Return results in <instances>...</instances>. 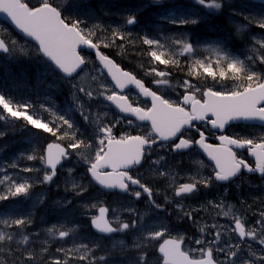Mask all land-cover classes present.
Masks as SVG:
<instances>
[{
    "label": "rangeland",
    "instance_id": "obj_1",
    "mask_svg": "<svg viewBox=\"0 0 264 264\" xmlns=\"http://www.w3.org/2000/svg\"><path fill=\"white\" fill-rule=\"evenodd\" d=\"M91 1L94 0H53V3L59 7L67 20L70 19L82 25L86 23L89 27L87 32L91 33L90 38L102 51L107 49L108 52H105L117 61L116 64L135 74L165 97L176 99L182 95L184 89L181 85L184 80H189L200 87L212 86L218 89L231 88L239 83L231 79L224 80L222 83L214 82L212 78L205 77L202 70L199 76L190 74L195 60L208 61L215 66L217 52L213 49L217 48L222 50L221 58L223 52H227L230 57L245 61L252 71L264 74V64L259 61V57L264 55V46L256 42L257 40L264 42V29L259 28L256 23L264 19V9L251 6L247 1L216 0L221 4L219 10L201 6L197 0H160V3H154L153 0H136L138 3L141 2L137 8L126 5L125 0H109V3L98 5L94 9L90 8ZM26 2L36 4L37 0H26ZM207 2L210 3L212 0ZM137 15H140V20L136 25L127 24L129 17L136 19ZM108 17H114L119 25L112 22L113 20L109 21ZM181 18L194 19L197 23L181 25L170 22L172 19ZM246 18L255 19L250 22ZM109 23L119 27L118 32L124 39H109L106 42L103 40L99 34L104 27L111 26ZM145 37L158 40L162 47L149 48L142 43ZM0 39L8 41L12 49L10 53L0 55V67L3 68L5 65L8 68L10 60H13L18 64L26 63L31 72V75L22 74L19 77H0V91L9 93L10 96L6 97L12 102L13 108L28 105L29 113L34 118H40L45 122L55 120L56 115H64L74 123L78 138L91 143L96 142L94 133L98 126L119 117L110 107L109 101L105 99L114 90V86L98 65L95 56L83 53L88 58L86 68L72 80L64 81L51 65L39 56L36 46L17 37L2 21H0ZM11 41H16V44L13 46ZM105 43H109L110 46L102 48L101 45ZM183 43L192 44L194 51L184 52ZM128 50H130L131 58L134 59H129L126 55ZM151 50L164 52L165 59L173 61L177 67L185 66L188 69L183 68L184 72H180L183 75L178 76V74L172 78L171 74L165 71V65L156 61L148 62V52ZM142 56L144 60L139 62L140 66L132 61ZM248 57L254 59L249 60ZM153 68L164 71L167 75L158 77L155 74H149L152 73ZM157 80H166L167 83L156 84ZM73 84L77 85L76 89L73 88ZM101 84L104 87H101ZM79 87L92 91L93 98L89 99L80 93ZM81 109L88 113L87 121L83 119ZM0 116L4 117L0 119V133L3 134L0 135V178L7 173L17 181L23 182L22 178H26L30 184H34L27 197L19 196L0 201V221L17 218L31 220V223L22 229L15 226L3 229L5 234L13 233L14 238L11 241L7 239L0 241V264H52L54 259H60L62 264L65 260L67 264H89V262L90 264H137L142 254L147 255L149 264H161L157 253L158 243L147 239V232L160 228L161 225H166L172 236L185 237L189 248L201 247L192 241L198 238L211 241L219 231L221 246L240 245L239 254L234 258L237 264H240L241 260H254L255 264H264V261L251 255L252 252H255L257 257L264 255V246L250 237L241 240L233 231L234 217L239 216L245 220L246 228L256 226L258 237L264 236L256 225L260 213L264 211L263 179L243 176L223 187L213 181L208 187L199 186L196 194L176 197L175 186H169L170 178L158 176V171L165 170L172 173L177 176L178 183H184L191 177L199 179L201 176L210 175L211 167L203 162L197 150L184 155H175L171 148L162 145L150 152L145 165L136 171L134 176L139 174L141 181L152 188L153 199L163 206L164 211H159L150 205L149 198L144 193L137 200L130 194L103 192L92 182L84 165L83 156L89 154L86 149L81 150L83 155L73 153L66 159L64 165L57 170V175L52 182L40 183L45 171L43 164L39 159L29 161L26 156L33 154L34 147L38 156L48 141L55 138L50 133L27 125L23 119L9 117L3 112L2 107H0ZM136 124L117 125L114 132L117 137L126 131H131L135 135L137 134ZM144 128L146 131L147 127ZM62 130L69 131L70 134L72 131L68 130L67 126H64ZM237 133L240 132H235ZM261 134H264V130L255 128L244 137H255ZM59 142L66 145L69 141L66 138ZM160 157L164 158L161 163L154 164L153 161L159 160ZM12 164H16L17 167L12 168L10 166ZM25 167L40 171L24 172ZM68 169H72L71 173ZM74 183L87 185L88 190L77 195L76 192L79 189L73 190ZM5 190L6 185H0V193ZM165 196L169 197L170 203L165 202ZM57 201L59 203H56ZM67 201L71 203H66ZM92 204H103L109 207L110 219H116L113 215L115 211L120 222L134 223L136 226L112 237H100L91 228V215L97 214L98 211L90 207ZM84 205L89 207L85 208ZM178 205H183L185 211L195 208L200 210L193 212L191 218L184 216L178 219L181 215ZM130 208L134 211H128ZM229 209H231L230 212ZM224 212H229V215L224 216ZM53 223L57 227L63 225L61 230L73 229V231L63 239L59 237L58 232L50 235L47 229L51 228ZM113 225L116 226L115 223ZM2 227L0 225V228ZM201 229L204 231L201 232ZM25 236L28 237L27 242L24 241ZM82 244L91 249L89 261L79 259L83 250L79 253L67 254L57 252L58 248L71 249L74 245ZM137 244L140 247H136ZM29 252L33 254L32 260L25 258ZM213 254L215 259L221 261L226 259L224 253L214 251Z\"/></svg>",
    "mask_w": 264,
    "mask_h": 264
},
{
    "label": "snow or ice",
    "instance_id": "obj_2",
    "mask_svg": "<svg viewBox=\"0 0 264 264\" xmlns=\"http://www.w3.org/2000/svg\"><path fill=\"white\" fill-rule=\"evenodd\" d=\"M154 3H160V0H153ZM198 4L208 9L221 8V4L212 0H197ZM0 13L6 14L11 22L24 35L32 38L38 45L37 52L41 53L66 77H73L83 65L88 63V58L81 54V47L85 49L96 50V59L100 62L107 75L111 77L115 88L108 94L105 99L111 102L122 114L134 117L124 121L117 117L114 121L98 126L95 130V143L80 139L76 135L77 129L74 123L64 115H56L55 120L45 122L40 118H34L29 113L28 105H20L13 108L12 102L0 95V107L9 117L17 120L23 119L27 125L35 129L43 130L50 133L55 139L46 144L42 153L36 155V148H33V154L27 155L26 159L33 161L39 159L43 164L45 171L40 183H50L57 175L58 166L62 161L68 159L75 153L83 155L82 149L88 150L89 154L83 156L84 163L88 165L87 172L90 173L92 181L102 186L104 189H118L121 192L128 193L135 198H140L142 193L149 197L148 203L157 209L163 206L155 202L152 188L148 187L141 181L139 174L133 175L132 170L142 164V161L149 155L152 146L162 142H170V147L174 151L187 150L197 147L206 154L210 162L211 174L189 178L188 182L178 183L177 176L165 170H160L157 175L160 177H169V186H175L174 195L176 197L186 196L198 191L199 186L208 187L213 181L226 182L232 177L237 176L242 170L248 173H260L264 176V134L255 137H242L239 134H226V129L235 122H259L264 127V74L252 71L245 61L230 57L227 52H223L220 56L221 49H213L217 52V60L215 66L208 61L195 60L190 74L200 75L202 70L205 77H210L214 82L222 83L224 80H233L236 83L231 88H215L212 86L200 87L193 84L189 80H184L181 87L184 89L182 98L171 99L163 94H157V91L151 90L149 87L130 72L123 71L121 67L113 60L109 59L99 51V45L94 43L90 38L91 33H85L80 27L79 22H71L63 17L58 6L54 5L53 0H37L36 4H30L26 0H0ZM251 22L255 18H246ZM173 24L179 23L187 25L189 23L196 24V20L181 18L179 20L172 19ZM135 23L134 17L127 19V24ZM258 27L264 29V19L256 21ZM239 33V28H238ZM113 38L124 39L119 32H113ZM258 44L264 46V42L257 40ZM142 43L153 46H161L158 40L143 38ZM181 43V41H177ZM14 46L16 41H11ZM109 47V43L104 44ZM162 47V46H161ZM0 51L10 53L12 49L8 41L0 39ZM183 51L192 53L193 45L183 43ZM148 55L153 61L162 65H167L173 61L165 59L164 52L151 50ZM253 60V57H248ZM260 63L264 64V55L259 57ZM158 77L167 75L164 71L152 69V73ZM156 84L167 83L166 80H157ZM134 86L139 96L144 97L150 103H143L139 100L131 99L125 93V89ZM101 87H104L101 84ZM76 89L77 85L73 84ZM119 90V91H117ZM78 91L83 93L89 99L93 98V92L79 87ZM75 99V94H74ZM22 109V110H21ZM81 115L85 121L89 119L86 111L81 109ZM0 116V119H3ZM136 121L148 122L147 130L140 124H136L137 134L133 135L131 131L122 132L119 137L114 132L117 125L127 124L132 126ZM199 122L203 127H197ZM67 126L69 131L62 130ZM189 130H194L198 134V138H193ZM0 135H3L0 133ZM209 136L214 137L219 143L213 144L209 142ZM187 137V138H186ZM68 139V143L62 144L59 141ZM178 141V142H177ZM247 150L250 157L254 159V166L250 165L239 154L238 150ZM71 150V151H70ZM153 161L159 165L163 160ZM12 168L17 167L16 164L10 165ZM24 172L40 171L25 167ZM71 173L72 169H68ZM23 182L15 180L12 176L4 173L0 178V185H6V190L0 193V201H6L10 198L29 195V190L34 184H30L26 178H22ZM139 190H136V189ZM77 195L88 190L87 185L73 184V190ZM159 194V193H157ZM42 202V201H41ZM165 202L170 203L169 197L165 196ZM56 203H59L57 201ZM66 203H71L67 201ZM212 203V202H209ZM222 207V205H220ZM88 208V205H84ZM92 209H97L98 214L91 215V226L101 234H113L123 232L136 225L120 222L116 212L115 220L109 218V207L103 204H92ZM203 207V205H201ZM181 215L179 218L187 216L192 217L193 212L199 211V208L184 210L183 205H178ZM134 211V209H128ZM231 209H229V212ZM229 212H224V216H228ZM30 219H10L0 221V241L7 239L13 240L14 234H5L3 229L23 228L30 224ZM116 226H113V224ZM259 226L260 233H264V211L260 213V218L256 222ZM63 225L57 227L53 225L47 231L50 235H58L61 239L68 237L73 229L61 230ZM213 227H217L213 225ZM204 230L201 229V232ZM233 231L241 240L250 237L258 240V243L264 246V236L257 235V228H246L245 220L239 216L234 217ZM220 232L217 231L211 241L204 239H195L192 243L200 245L199 248H189L185 244V237H174L169 232L166 225L155 228L147 232V239L158 243L159 260L161 264H237L235 257L240 251L239 244L220 245ZM28 237H24L27 242ZM140 247L139 244L135 245ZM83 250V254L79 255L82 261H89L91 249L87 245H74L71 249L58 248L57 252L62 253H79ZM224 253L225 260L215 259L213 252ZM251 255L260 261H264V255L256 256L255 252ZM27 260L33 259V254L29 252L25 257ZM103 259V257H101ZM52 264H62L60 259H54ZM67 264V261H63ZM90 264V262H89ZM137 264H149L146 254L139 257ZM240 264H255L254 260H241Z\"/></svg>",
    "mask_w": 264,
    "mask_h": 264
},
{
    "label": "trees",
    "instance_id": "obj_3",
    "mask_svg": "<svg viewBox=\"0 0 264 264\" xmlns=\"http://www.w3.org/2000/svg\"><path fill=\"white\" fill-rule=\"evenodd\" d=\"M126 1V5L130 6V7H133V8H136L138 7L140 3H138L136 0H125ZM109 3V0H94V1H91L90 2V8L91 9H94V8H97L98 5H103V4H107ZM109 18V21H112V22H115L116 24L119 25L118 21L114 20L115 18L114 17H108ZM68 21H71L73 22L72 20L68 19ZM107 23V22H106ZM84 25L80 24V27L84 29V32L85 33H88L87 30H88V25L86 23H83ZM108 24V23H107ZM111 24V26H108V27H104L101 31L102 33H100L99 35H101L103 37V40L106 42L107 40L109 39H114L113 38V32H118V29L119 27L116 26L115 24H112V23H109ZM96 28V27H95ZM97 29V28H96ZM121 36V35H120ZM118 39V38H117ZM101 47L103 48L104 45H101ZM105 51H107V49H105ZM103 51L106 55H109L107 52ZM130 50H128V54H126L129 59H134V58H131L132 56L131 53L129 52ZM110 56V55H109ZM137 59V58H136ZM142 59L144 60V57L142 56L141 58H138L137 60H132L134 61V63H137L136 65L140 66V61H142ZM147 60L148 62L149 61H153L152 58L150 56L147 57ZM11 63L10 65H8V68L4 65L3 68L0 67V77H3V78H9V77H19L21 76L22 74H30L31 75V72L28 70V65H26V63L24 64H18L16 62H14L13 60H10ZM183 68L185 69H188L187 67L185 66H182ZM183 68L181 67H177L176 64L174 62L170 63V64H167L166 66V69L169 70L171 73L174 72V74H179V76L183 75L181 74L180 72H184L183 71ZM7 99L9 100L6 96H10L9 93L7 92H4V91H0V95H2ZM14 107V106H13Z\"/></svg>",
    "mask_w": 264,
    "mask_h": 264
},
{
    "label": "flooded vegetation",
    "instance_id": "obj_4",
    "mask_svg": "<svg viewBox=\"0 0 264 264\" xmlns=\"http://www.w3.org/2000/svg\"><path fill=\"white\" fill-rule=\"evenodd\" d=\"M154 89V88H153ZM155 90V89H154ZM156 91V90H155ZM157 94L159 95L160 93L157 91ZM128 95L130 96V98L131 99H134V100H139L140 102H143V103H150L149 101H146L145 99H143L141 96H138L135 92H133V91H129L128 92ZM131 95H133V96H131ZM180 98H182V95H180V96H178L176 99H180ZM176 99H174V100H176ZM123 120L124 121H126V119H124L123 118ZM196 124H197V127H203L200 123H197L196 122ZM255 128H259V129H262V130H264V128H260V127H252V126H243V125H239V126H231V127H229L227 130H226V134H229V135H235V132H240V133H237V134H239L240 136H242V137H244V135L245 134H248L251 130H253V129H255ZM189 132H190V135H191V137H193V138H198V134L194 131V130H189ZM187 138V137H186ZM178 142V141H177ZM209 142L210 143H213V144H217V143H219L214 137H211V136H209ZM162 145H166V146H168L169 148H171L170 147V143L169 144H161V145H159V146H162ZM159 146H157V147H154V148H152L151 149V151L150 152H153V151H155L156 149H158L159 148ZM193 150H197L200 154H201V150L199 149V148H197V147H193L192 149H191V151H193ZM171 151L173 152V154H175V155H184V154H187V153H189V152H183V151H174V150H172V148H171ZM239 151V154L240 155H242V157L250 164V165H252V166H254V161H253V159H251V157L248 155V153H247V150L245 149V150H238ZM150 154V153H149ZM202 157V156H201ZM202 159H203V162H205V164L207 165V166H209V162L204 158V157H202ZM145 165V164H144ZM143 165V166H144ZM141 168V167H140ZM140 168H136V169H134V170H132V174L134 175V173L136 172V171H138ZM242 175L241 176H249V177H252V178H260V173H246V170H242V173H241ZM264 177V176H263ZM216 182V181H215ZM216 184L217 185H219V186H221V187H223V186H226V185H229L230 183H220V182H216ZM137 190H138V188H137ZM128 194V193H127ZM145 196L146 197H148L147 196V194H145ZM137 200H139L140 198H136ZM177 227H178V225H176Z\"/></svg>",
    "mask_w": 264,
    "mask_h": 264
},
{
    "label": "water",
    "instance_id": "obj_5",
    "mask_svg": "<svg viewBox=\"0 0 264 264\" xmlns=\"http://www.w3.org/2000/svg\"><path fill=\"white\" fill-rule=\"evenodd\" d=\"M258 1H260V0H258ZM0 19L1 20H3L4 22H6V23H8L19 35H21V36H23L25 39H27V40H29V41H31V42H33L34 44H36V42L34 41V40H32V38H30V37H27L26 35H24L19 29H17L16 27H15V25L11 22V20H10V18H8L7 17V15L6 14H3V13H0ZM37 45V44H36ZM38 46V45H37ZM79 51H81V50H87V51H89V52H92V53H94L95 54V52H96V50H91V49H85V48H83V47H81L80 49H78ZM100 51V50H99ZM42 55V54H41ZM43 56V55H42ZM44 57V56H43ZM48 62H50L54 67H55V65L51 62V61H49L46 57H44ZM109 59H111V58H109ZM111 60H113V59H111ZM114 61V60H113ZM115 62V61H114ZM98 63L100 64V62L98 61ZM116 63V62H115ZM101 65V64H100ZM102 66V65H101ZM103 67V66H102ZM56 68V67H55ZM81 69V68H80ZM80 69H78L77 70V72L80 70ZM104 69V68H103ZM56 70L60 73V74H62L64 77H66L62 72H60L57 68H56ZM104 71L107 73V70L106 69H104ZM124 71V70H123ZM66 78H70V77H66ZM110 78V80H111V77H109ZM112 81V80H111ZM113 82V81H112ZM114 83V82H113ZM144 83V82H143ZM145 84V83H144ZM146 86V85H145ZM130 88H134L137 92H138V90L134 87V86H132V85H129L124 91H126V90H128V89H130ZM112 104V103H111ZM113 105V104H112ZM114 106V105H113ZM118 110V109H117ZM119 111V110H118ZM123 115H125V116H128V115H126V114H123ZM129 117H131V116H129ZM255 123V124H259V122H244V121H240V122H235V123ZM140 123H142V124H148V122H140ZM234 124V123H233ZM204 155L206 156V154L204 153ZM206 158H207V156H206ZM208 159V158H207ZM91 176V175H90ZM102 187V186H101ZM104 189V188H103ZM106 190H110V189H106ZM95 230V229H94ZM96 231V230H95ZM97 232V231H96ZM101 234V233H100ZM104 235H111V234H104Z\"/></svg>",
    "mask_w": 264,
    "mask_h": 264
},
{
    "label": "bare ground",
    "instance_id": "obj_6",
    "mask_svg": "<svg viewBox=\"0 0 264 264\" xmlns=\"http://www.w3.org/2000/svg\"><path fill=\"white\" fill-rule=\"evenodd\" d=\"M141 46V45H140ZM139 47V46H138ZM140 49V48H139ZM143 49V48H142ZM169 49V48H168ZM148 50V49H147ZM168 51V50H167ZM141 52V51H140ZM6 52H3V51H0V55H3V54H5ZM147 53V52H146ZM169 56V55H168ZM170 58V57H169ZM174 73V72H173ZM204 80V79H203ZM212 80V79H211ZM206 81V80H205ZM153 172V171H152ZM50 197V196H49ZM51 198V197H50ZM54 198V197H53ZM49 199V198H48ZM46 202V201H45ZM48 204V203H47ZM55 204V203H54ZM43 206V205H42ZM42 206H41V208H42ZM40 207V206H39ZM57 208H58V206H57ZM188 208V207H187ZM193 208V207H192ZM45 209V208H44ZM8 210V209H7ZM22 210H23V208H22ZM43 210V209H42ZM50 210H53V209H50ZM76 210V209H75ZM85 210V209H84ZM83 210V211H84ZM188 210V209H187ZM15 211V210H14ZM57 211V210H56ZM67 211V210H66ZM171 211V210H170ZM25 212V211H24ZM55 212V211H54ZM62 212V211H61ZM60 212V213H61ZM85 212V211H84ZM28 213V212H27ZM42 213V212H41ZM68 213V211L66 212V214ZM175 213V212H174ZM45 214V213H44ZM53 214V213H52ZM56 215V214H55ZM62 215V214H61ZM68 215V214H67ZM75 215V214H74ZM1 217V216H0ZM57 217V216H56ZM53 218V217H52ZM58 218V217H57ZM49 219V218H48ZM72 219V218H71ZM54 220V219H53ZM78 220V219H77ZM76 220V221H77ZM48 221V220H47ZM59 221V220H58ZM87 221V220H86ZM70 222V221H69ZM62 223V222H61ZM54 225H56L55 223H53ZM84 225V224H83ZM86 225H87V223H86ZM59 226V225H58ZM88 228V227H87ZM22 229V228H21ZM86 229V228H85ZM87 232V231H86ZM84 233V232H83ZM92 234H93V232H92ZM91 236V235H90ZM88 241V240H87ZM13 252V251H12ZM4 255V254H3ZM11 255V254H10ZM6 256V255H5ZM129 256V255H128ZM19 258H20V256H19ZM114 258V257H113ZM21 259H22V256H21ZM115 259H116V257H115Z\"/></svg>",
    "mask_w": 264,
    "mask_h": 264
}]
</instances>
